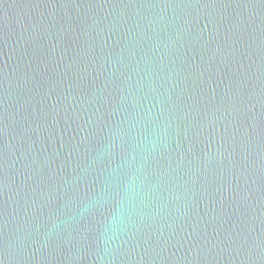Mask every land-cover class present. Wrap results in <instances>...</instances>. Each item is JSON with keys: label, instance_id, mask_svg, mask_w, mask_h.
<instances>
[{"label": "water", "instance_id": "95a60500", "mask_svg": "<svg viewBox=\"0 0 264 264\" xmlns=\"http://www.w3.org/2000/svg\"><path fill=\"white\" fill-rule=\"evenodd\" d=\"M0 264H264V0H0Z\"/></svg>", "mask_w": 264, "mask_h": 264}]
</instances>
